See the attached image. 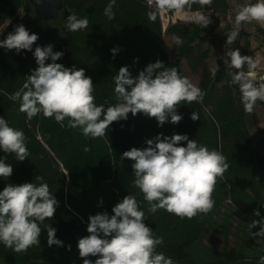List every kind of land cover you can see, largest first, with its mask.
Returning a JSON list of instances; mask_svg holds the SVG:
<instances>
[{
  "label": "trees",
  "instance_id": "trees-1",
  "mask_svg": "<svg viewBox=\"0 0 264 264\" xmlns=\"http://www.w3.org/2000/svg\"><path fill=\"white\" fill-rule=\"evenodd\" d=\"M108 3L109 0H65L59 19L44 23L35 15L29 0H0V28L11 21L0 30V40L14 31L17 23L23 24L30 33L38 34L44 27L49 32L38 34L32 51L22 50L17 54L15 50L0 48V117L25 133L30 153L21 162L15 154L0 149V158L6 157L5 162L13 167L11 177L7 180L0 177V191L8 184L34 182L39 185L41 181L35 177L42 175V182L49 185L59 202L54 217L39 225L40 246L17 253L0 243V264H83L78 241L89 235V216L104 211L113 215L112 208L129 193L140 202L145 224L156 236L164 237L157 253L170 257L174 264H259L260 257L264 256V237L253 236L260 231V226L250 230L249 223L264 217V125H261L257 104L251 114L246 113L239 87L230 86L228 72L236 70L226 68L223 62L213 78L205 62L211 52L210 45L216 41L212 30L218 24L219 14L230 9L228 0H211L210 5L203 7L199 3H193L190 8L185 6L190 10L213 9L212 23L207 28L196 23L191 27L176 24L167 31L182 38L181 45L175 43V50L188 58L192 69L203 68L199 88L206 95L202 102H182L177 110L183 116L179 124H172L169 117L161 127L155 118L129 113L127 120L113 122L103 137L86 138L80 128L68 127L67 118L63 127L42 113L28 119L19 110L20 102L9 99L39 67L33 55L35 47L49 44L53 45L54 52L64 53L57 63L85 69L95 84L98 105L105 101L116 103L113 77L122 66H128L136 76L149 63L160 60L165 66L177 67L186 76L181 60L172 59L166 49L161 16L155 21L148 19L147 0H116L115 17L111 20L104 15ZM73 13L79 18L86 17L89 26L69 31L67 17ZM52 24L56 34L49 37ZM209 37L210 45L202 47L201 41ZM117 47L119 52L113 57L111 49ZM247 53L245 49L243 55ZM51 62L49 57L46 64ZM192 112L199 115V120L191 119ZM160 133L164 136L186 134L189 139H196L227 157L230 167L217 180L212 194L215 205L208 214L181 219L163 209L155 214L148 212L143 193L132 183L135 179L132 161L122 160L120 156L132 147H147L146 141ZM85 146L90 151L85 152ZM257 209L261 213L259 217L254 215ZM48 224L57 229L56 236L63 241V247L48 246L45 229ZM207 236L212 238L210 243L205 242ZM220 237L221 249L216 247ZM97 258L88 257L93 264Z\"/></svg>",
  "mask_w": 264,
  "mask_h": 264
},
{
  "label": "clouds",
  "instance_id": "clouds-1",
  "mask_svg": "<svg viewBox=\"0 0 264 264\" xmlns=\"http://www.w3.org/2000/svg\"><path fill=\"white\" fill-rule=\"evenodd\" d=\"M147 3L150 9L147 17L155 21L158 15L163 16L170 11L184 13L185 6L190 8L193 3H199L203 7L210 5L211 0H147ZM115 5L116 0H109L104 9V15L109 20L115 17ZM188 19L202 28L212 23L205 12L197 11ZM252 22L264 27V0L256 3L248 0L237 5L234 17L227 21L221 19L219 25V29L231 25V29L224 33L227 36L226 54L221 59L226 68L236 70L228 72L231 77L229 83L239 87L241 103L248 114L254 111L257 101L264 102V76L257 78L255 74L261 61L259 54L255 57L242 55L238 48L232 50L230 46L242 24ZM88 26L86 17L79 18L75 13L67 17L69 31H80ZM38 39V34L30 33L20 24L0 40V48L20 54L22 50L32 51ZM173 40L177 45L183 43L179 36H174ZM111 51L115 57L119 48ZM33 55L39 67L9 99L20 102L19 110L26 113L28 119L42 113L45 118H54L63 127L67 118L68 127L80 128L86 138L103 137L113 122L127 120L129 113L133 116L143 113L155 118L161 127L169 121V117L172 124H179L183 116L177 110L182 102H202L206 95L189 77L182 76L177 67L165 66L163 61L157 60L149 63L136 76L128 66H122L113 77L116 103L105 101L98 105L94 95L95 84L84 68H69L57 63L64 53L54 52L51 44L35 47ZM49 57L52 62L46 64ZM218 69V66L209 69L213 78ZM191 119L199 120V115L192 112ZM26 139L22 130L11 127L8 120L0 117V149L15 154L22 162L30 156ZM182 142H187L186 146ZM146 144L145 148L132 147L120 158L132 161L135 177L132 183L143 193L148 212L155 214L163 209L181 219L208 214L215 205L212 194L217 180L223 178L230 167L227 157L216 149L199 144L196 139H189L186 134L164 136L160 133L148 139ZM84 151L88 152L90 148L85 146ZM5 160L6 157L0 158V177L7 180L13 174V167ZM35 179L41 183L8 184L0 191V243L17 253L40 246L42 229L39 225L46 219H52L59 206L49 185L42 182L43 176L37 175ZM112 212L113 215L104 211L89 216V235L78 241L83 264H93L88 259L90 256L98 257L94 264H174L170 257L157 253V246L163 245L164 237L156 236L145 224V212L135 195H126L115 204ZM254 215L259 217L261 213L257 209ZM257 225L260 231L253 236L264 237V217L249 223V229ZM45 229L49 247L64 246L56 236V228L48 224ZM68 249L71 250V245ZM259 264H264V256L260 257Z\"/></svg>",
  "mask_w": 264,
  "mask_h": 264
},
{
  "label": "crops",
  "instance_id": "crops-1",
  "mask_svg": "<svg viewBox=\"0 0 264 264\" xmlns=\"http://www.w3.org/2000/svg\"><path fill=\"white\" fill-rule=\"evenodd\" d=\"M228 1L230 3V9L227 12H221L219 14L218 24H220L221 19L227 21V19L234 17V11H235V8L238 5L239 1H241L242 4L248 2V0H228ZM197 11L205 12V14L209 15L210 18L213 15V9L207 7V8H200V9H195V10L185 9L184 13H179V14H177L175 12H166L163 16H161L165 36L170 35V37L172 39V45L171 46L174 50H175V42L173 40V37L176 35L167 32L168 29L172 25H176V24H181V25H185V26H189V27L193 26V24L195 22L189 20L188 17L190 15L196 13ZM185 13H187V15H185ZM248 26H250V29H248ZM230 29H231L230 24L225 29H221V37H220L221 40H217V37H216V41L213 44V46H215L217 43L221 44V56L219 58V66L218 67H220L221 63L224 62L223 59H221V57H223L226 54L227 36L224 33L229 31ZM205 33H208V31H206ZM212 35L216 36V33L213 31ZM209 39H210V37L207 40H202L201 45L203 44L204 41H207L208 45L206 47H208L210 44ZM196 42H200V39H197ZM230 47L232 50H235L238 48L242 55H243L245 49L248 50L247 55H249V56L255 57L256 54H259V58H260L261 63L256 70L264 73V27L260 26L256 22H252V23H248V24H242L241 30H240L238 36L236 37V40L234 41V43ZM177 54H178V56L176 58H172V56L170 54L169 55L172 59L179 58L181 60V63H182L183 57L186 59L185 63L187 64V68L189 69L190 72H188V69H186L183 66V64H182V68L184 69L186 76L189 78H194L193 75L196 73H199V75H198L199 77H197V79L194 78L192 81L194 84H196L199 87L203 68L200 67L197 70H193L189 61H188V58L186 56H180L178 52H177ZM207 58L205 59V62H206Z\"/></svg>",
  "mask_w": 264,
  "mask_h": 264
},
{
  "label": "rangeland",
  "instance_id": "rangeland-1",
  "mask_svg": "<svg viewBox=\"0 0 264 264\" xmlns=\"http://www.w3.org/2000/svg\"><path fill=\"white\" fill-rule=\"evenodd\" d=\"M240 4H242V2L241 1H239L238 2V5H240ZM237 7V6H236ZM11 21L9 20V21H7L1 28H0V30L2 31L5 27H6V25H8L9 23H10ZM54 21H52V23H53ZM37 23H39V25H42V22H40L39 20L37 21ZM58 24H59V22L57 23V24H54L55 26H58ZM19 25V23H17L16 24V26H18ZM54 25L52 24V29L51 30H49V31H53L51 34H49V37H54L55 36V34H56V31H55V27H54ZM219 25L220 24H215V27L213 28V31L216 33V36L215 37H217V40H221V29H219ZM47 29V27H44L42 30H40L39 31V33H42V35H45V34H47V33H49L48 32V30H46ZM248 29H250V26H248ZM38 33V34H39ZM165 43H166V48H167V50H168V52H169V54L172 56V58H176L177 56H178V54H177V52L172 48V39H171V37H170V35H166L165 36ZM208 45V42L207 41H204L203 42V44H202V46L205 48L206 46ZM210 45V44H209ZM211 46V52H210V54H209V56H208V58H207V60H206V63H207V65H208V67L209 68H212V67H216V66H219V58H220V56H221V44H216L215 46H213V44L212 45H210ZM213 55V56H212ZM182 58V57H181ZM185 58L183 57L182 58V64H183V66L186 68V69H188L187 68V64L185 63ZM188 72H190L189 71V69H188ZM199 75V73H196V74H194L193 76H194V78H196L197 79V77H199L198 76ZM194 78H190V80L191 81H193V79ZM257 112H258V114H259V116H260V119H261V125L263 124L264 125V109L260 106V105H257ZM212 238L210 237V236H207L206 238H205V242L206 243H210L209 241L211 240ZM232 240H233V238H232ZM232 243L234 242V241H231ZM216 247H218L219 249H221V247H222V245H223V239L220 237L217 241H216Z\"/></svg>",
  "mask_w": 264,
  "mask_h": 264
},
{
  "label": "water",
  "instance_id": "water-1",
  "mask_svg": "<svg viewBox=\"0 0 264 264\" xmlns=\"http://www.w3.org/2000/svg\"><path fill=\"white\" fill-rule=\"evenodd\" d=\"M34 7L35 15L44 23L58 20L65 7V0H29ZM253 3L258 0H252Z\"/></svg>",
  "mask_w": 264,
  "mask_h": 264
},
{
  "label": "built area",
  "instance_id": "built-area-1",
  "mask_svg": "<svg viewBox=\"0 0 264 264\" xmlns=\"http://www.w3.org/2000/svg\"><path fill=\"white\" fill-rule=\"evenodd\" d=\"M257 78L264 76V73L258 70H255ZM257 105H260L264 109V102L257 101Z\"/></svg>",
  "mask_w": 264,
  "mask_h": 264
}]
</instances>
